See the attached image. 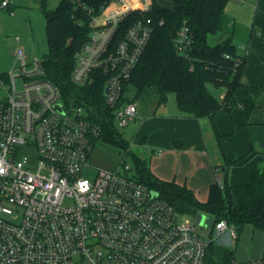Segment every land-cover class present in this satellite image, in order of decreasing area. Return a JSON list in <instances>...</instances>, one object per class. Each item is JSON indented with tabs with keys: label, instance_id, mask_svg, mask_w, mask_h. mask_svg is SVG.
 Masks as SVG:
<instances>
[{
	"label": "built area",
	"instance_id": "1",
	"mask_svg": "<svg viewBox=\"0 0 264 264\" xmlns=\"http://www.w3.org/2000/svg\"><path fill=\"white\" fill-rule=\"evenodd\" d=\"M10 6L0 1L14 16ZM152 7L153 0H109L91 14L88 39L74 56L72 81L104 78V101L119 130L138 119L125 85L153 32L149 17L126 27L125 20ZM15 41L18 66L0 74V264H204L211 239L125 163L97 169L93 180L84 176L100 125L84 107L68 105L45 77L43 60L28 61L21 37ZM174 43L188 53V27ZM216 174L223 186L220 169ZM214 229L236 238L225 220Z\"/></svg>",
	"mask_w": 264,
	"mask_h": 264
},
{
	"label": "trees",
	"instance_id": "2",
	"mask_svg": "<svg viewBox=\"0 0 264 264\" xmlns=\"http://www.w3.org/2000/svg\"><path fill=\"white\" fill-rule=\"evenodd\" d=\"M108 1L61 0L56 9L49 10L47 0H41L50 48L43 67L45 77L59 87L62 99L68 105L84 107L90 119L100 125L99 141L118 148L126 157L131 153L130 145L114 122L113 109L105 104L104 78L99 73L94 74V81L84 86L71 79L75 53L88 39L90 16L102 10ZM230 1L173 0L172 8L153 1L150 12H134L125 20V27L146 17L153 23L150 41L125 88L135 89L134 101L156 96L158 106L166 104L169 95L174 94L183 114L195 119L209 118L224 159L223 186L216 182L211 185L207 201L202 202L187 186L155 177L148 162L135 155L133 176L158 192L178 213L206 215L211 230L222 220L234 228L252 223L264 230V153H253L259 156L263 166L251 174L245 185L251 207L245 203L236 205L233 187L228 181L229 171L244 158L230 160L226 156L222 145L225 135L216 122L217 113L242 87L240 76L245 64L231 36L222 43L209 44V36L225 31L228 24L225 9ZM184 26L188 27L192 38L187 54H181L174 43ZM209 84L226 89L223 100L209 90ZM251 109L252 105H248L242 110L243 125Z\"/></svg>",
	"mask_w": 264,
	"mask_h": 264
},
{
	"label": "crops",
	"instance_id": "3",
	"mask_svg": "<svg viewBox=\"0 0 264 264\" xmlns=\"http://www.w3.org/2000/svg\"><path fill=\"white\" fill-rule=\"evenodd\" d=\"M20 1L11 0L10 10H14ZM170 1L172 8L173 0ZM238 1L241 4L230 13L227 7L225 9L228 24L219 43L231 36L238 54L244 57L240 76L242 87L217 113L216 122L219 131L225 135L222 145L226 156L230 160L244 158L229 171L228 181L233 187L235 204L245 203L251 207L245 185L251 174L263 166L259 156H253V153H264V0ZM40 5V0L34 3L35 7ZM1 11L0 19H5L6 15ZM22 45L27 60L35 59L31 56L28 40H22ZM16 46L14 39L9 62L0 74L9 73L18 66ZM222 88L225 92L218 96L220 100L226 95V89ZM248 105H252V109L243 125L242 110ZM138 135V140L149 151V160H144L155 177L187 186L202 202L207 201L210 187L216 182L217 169H220L224 183V159L209 118L188 117L176 104L147 116L141 122ZM208 231L205 238L211 242L204 264H264L263 229L252 223L235 227V239L228 231L217 234L209 227Z\"/></svg>",
	"mask_w": 264,
	"mask_h": 264
},
{
	"label": "rangeland",
	"instance_id": "4",
	"mask_svg": "<svg viewBox=\"0 0 264 264\" xmlns=\"http://www.w3.org/2000/svg\"><path fill=\"white\" fill-rule=\"evenodd\" d=\"M38 1L39 0H21L13 10L15 16H10L9 12L0 10L2 14L6 15L5 19H0V72L9 62V56L14 49V39L16 36L21 37L24 41L28 40L29 50L33 58L43 60L49 54L50 48L46 33V18L41 5L39 7L34 6V3ZM60 2L61 0H47L46 8L54 10ZM157 2L160 6L165 8H170L171 6L170 0H157ZM240 4L238 0H231L227 6L228 12L230 13L231 9L233 10L236 5ZM223 38V32H218L215 35L209 36V44L216 45L221 42ZM18 84H20V82H18ZM209 88L217 97L225 92L222 87L211 85ZM134 96L135 89L129 86L126 98L134 100ZM136 103L139 109L137 121L131 122L126 127L120 129L124 138L130 145L131 153L125 157V153L118 148L101 141L97 142L91 154L90 166L87 167L84 173L86 178L93 180L97 169L115 170L119 168L122 170L121 163L123 160H125L124 163L131 168L129 173L133 175L135 172L134 155L149 160V151L144 144L138 140L139 127L141 122L154 111L160 112L166 108L174 107V105H176L175 95L170 94L165 105L158 106L157 98L154 95L145 98V100H137ZM190 217L194 219L195 222L196 216ZM208 227V218H204L203 224L197 225L199 235L204 237L208 236Z\"/></svg>",
	"mask_w": 264,
	"mask_h": 264
},
{
	"label": "water",
	"instance_id": "5",
	"mask_svg": "<svg viewBox=\"0 0 264 264\" xmlns=\"http://www.w3.org/2000/svg\"><path fill=\"white\" fill-rule=\"evenodd\" d=\"M153 194L157 195L158 193L157 192H153ZM204 218H207V216H205L204 214H197L196 218H195V223L197 225H202L203 221H204Z\"/></svg>",
	"mask_w": 264,
	"mask_h": 264
}]
</instances>
